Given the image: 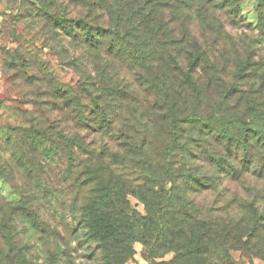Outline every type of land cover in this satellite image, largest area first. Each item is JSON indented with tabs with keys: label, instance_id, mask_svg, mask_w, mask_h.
<instances>
[{
	"label": "trees",
	"instance_id": "trees-1",
	"mask_svg": "<svg viewBox=\"0 0 264 264\" xmlns=\"http://www.w3.org/2000/svg\"><path fill=\"white\" fill-rule=\"evenodd\" d=\"M28 1L27 9L40 6L72 37L82 53L71 59L95 68V76L85 78L95 108L91 116L80 114L57 88L54 110L69 129L56 135L37 114L32 121L43 128L21 133L45 145L48 157L61 161L65 155L66 188L37 179L34 161L18 155L28 177L22 195L33 199L0 208L8 245L0 257L4 253L8 264H126L136 241L153 257L174 252L173 264H235L233 250L264 257V62L251 61L250 54L239 62L225 36L235 19L221 22L217 0H66L71 18L51 11L50 0ZM235 1L224 2L230 17L238 14ZM258 9L264 32V0ZM234 61L235 75L251 89L226 81ZM73 127L95 138L87 142ZM76 147L89 163L74 178L70 172L84 163L70 153ZM109 158L142 173L141 183L115 174ZM214 170L218 174L210 176ZM5 171L0 164V177ZM250 175L258 180H246ZM220 187L209 203L200 200ZM20 219L39 235L40 263L28 244L16 243Z\"/></svg>",
	"mask_w": 264,
	"mask_h": 264
},
{
	"label": "rangeland",
	"instance_id": "rangeland-1",
	"mask_svg": "<svg viewBox=\"0 0 264 264\" xmlns=\"http://www.w3.org/2000/svg\"><path fill=\"white\" fill-rule=\"evenodd\" d=\"M50 1L54 5L51 11L61 10L63 13L60 15L66 18L74 17L73 11L70 10L72 7L69 9L66 0ZM29 2L31 1L0 0V164H4L6 169V175L0 177V200L3 201L0 203V208H7L8 203L18 202L23 197L33 199L30 194L22 195L24 190L21 191V184L23 183L24 188L28 190L29 187L24 183L28 177L17 160L19 154L25 159L28 157L34 161V165L38 168L36 171L37 179L46 180L66 188L63 182L65 179L62 175V169L68 164L65 155L61 161L57 157L52 159L43 151L45 145L38 146L37 143L24 138L21 134L27 128L39 130L43 128V125L37 127L32 121L33 116L37 114L48 121V126L55 130L56 135L63 128L69 129V125H64L65 122L59 110H54V106H56L54 90L58 88V91L69 97L73 102V108H77L82 115L91 116L95 108L94 98L85 87L87 86L85 78L87 80L90 76H95L93 65L90 67L83 59L75 63L71 56H80L82 51L74 47L72 37L66 35L61 27L55 28L54 22L46 17L40 6H36L35 9H33L34 6L27 9ZM224 2L225 0L216 1L219 9H215L214 14H217L224 24H226L227 19H235L232 22L234 26L226 24L225 36L229 34L233 40V51L236 52L239 62L243 60L246 62V54L251 55V61L264 62V43H262L264 32L260 29L263 16L258 9L260 0L235 1L234 5L238 9V14L235 17L228 15L230 14L229 8L225 7ZM37 15L39 17H35ZM229 23L231 24V22ZM237 62L234 61L232 65L228 66L227 72L229 73L226 81L236 83L238 86H243L249 90L252 83L241 80L235 75L238 68ZM29 63H32V68L29 67ZM245 71L244 74L248 75V70ZM45 74L49 75L46 81H44ZM67 97L65 98L66 101H68ZM83 129L78 131L79 128L73 127V132L80 133L81 136H85L87 142H91L95 135H89V129H86V132ZM18 131L20 132L18 133ZM98 142V145H103L102 139ZM88 150H91V147ZM70 153H73L80 163L81 160H84L83 164L77 163L70 172L75 178L84 172L85 164L89 163L87 159L89 157L77 147ZM66 155H69V150ZM108 162L110 169L118 176L133 180L135 184L141 183L143 180L144 175L136 169H132L129 164L114 163L112 158H109ZM56 163H58L57 166H55ZM195 165H199V163L189 161L187 164L190 167ZM174 166L173 168H178L180 166L179 161ZM201 170L203 171V167ZM209 174L214 176L218 173L214 170ZM73 177L67 180H72ZM246 180L258 179L250 175ZM222 189L223 187H220L215 192L203 193L198 196L204 203H209L218 193L220 194ZM130 199L138 211L146 213L145 206L139 199L134 196H130ZM34 204H38L36 200H34ZM44 210L43 208L40 209L41 218L44 217ZM2 218L3 215L0 214V219ZM55 221L56 219L50 222L55 226ZM16 222L14 224V237L17 245L28 244V250L32 249L30 251L31 257L35 256L36 262L40 263L41 244L38 233L23 225L22 219ZM0 248L3 251L8 249L6 239L1 232ZM133 248L134 254L126 264H173L174 252H168L161 257H153L148 253L149 247L147 248L142 241H136ZM231 257L235 264H264L263 256L245 253L242 250H233ZM3 258H5L4 253L0 257V264H8V261L5 262Z\"/></svg>",
	"mask_w": 264,
	"mask_h": 264
}]
</instances>
